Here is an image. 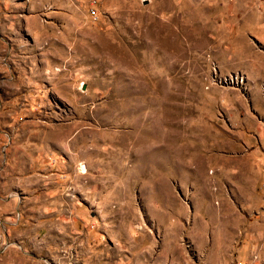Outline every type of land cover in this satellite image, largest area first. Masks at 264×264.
Listing matches in <instances>:
<instances>
[{
    "label": "rangeland",
    "instance_id": "rangeland-1",
    "mask_svg": "<svg viewBox=\"0 0 264 264\" xmlns=\"http://www.w3.org/2000/svg\"><path fill=\"white\" fill-rule=\"evenodd\" d=\"M0 264H264V0H0Z\"/></svg>",
    "mask_w": 264,
    "mask_h": 264
}]
</instances>
